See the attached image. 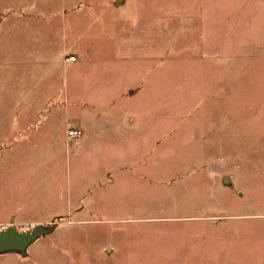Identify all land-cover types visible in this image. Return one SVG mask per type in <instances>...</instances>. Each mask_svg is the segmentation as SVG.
<instances>
[{"label":"rangeland","instance_id":"obj_1","mask_svg":"<svg viewBox=\"0 0 264 264\" xmlns=\"http://www.w3.org/2000/svg\"><path fill=\"white\" fill-rule=\"evenodd\" d=\"M136 1L152 19L141 24L144 51L155 54L65 65L75 53L71 0H0V154L64 145L60 130L75 121L94 130L86 119L99 113L103 130L127 123L129 99H110L133 81L144 159L139 180L128 174L121 185L126 198L104 201L125 221L110 231L62 226L66 217L43 224L27 256L0 264H90L91 248L101 254L95 264H264V0ZM94 81L107 94L100 110L77 101L79 85L88 93ZM60 153L66 197L65 146Z\"/></svg>","mask_w":264,"mask_h":264},{"label":"crops","instance_id":"obj_2","mask_svg":"<svg viewBox=\"0 0 264 264\" xmlns=\"http://www.w3.org/2000/svg\"><path fill=\"white\" fill-rule=\"evenodd\" d=\"M141 5L136 0H71L65 3L64 6L69 11L70 32L75 51L72 55L76 62L64 60V64L78 63L79 57L80 62H96L88 56H102L97 61L102 63L105 55L155 54V51H144V46L149 49V45L141 42V35H144L141 24L144 21L147 24L152 22L151 18L144 16ZM26 6L28 7L27 4ZM149 14L151 16L152 10ZM142 82L143 78L141 86ZM135 83L132 81L130 85H126V88H130L126 96L119 89L113 93V99H110V103L129 99L130 102L122 104L130 103L129 107H122L129 117L127 123L120 122L110 130H103L106 122L101 115L103 113H99L97 119H86V122L91 121L94 130H89L77 121L69 124L73 127H69L70 129L82 132L81 139H68L67 130H60L65 136L64 145H12L0 154V224L12 221L48 224L66 217V220H62V226L83 228L102 225L101 229L110 231L109 225L112 222L120 223L126 220L119 218V208L113 212H106L102 208L105 200L126 198L127 190L121 185L128 174L131 183L138 181L136 168L141 164L143 166V153L142 158L137 159V152L139 157L143 152L142 130L133 127L135 124L131 119L134 107L132 98L138 97L137 90L132 89L136 88L132 85ZM98 85L94 81L88 93L82 91V84L79 85L77 101L86 104L87 109L100 110L97 106L106 102L107 94ZM105 112L106 119L107 109ZM129 132H134L135 135L132 137L128 135ZM137 134H140V143ZM63 146L67 150L66 160L69 162L71 174L66 197L63 196V187L59 180L63 166L60 158ZM10 151L22 154H16L14 157L15 154H10ZM117 180L119 181L116 182ZM102 213L113 218L104 217ZM32 246L33 244L28 246L26 254L22 256H27L28 249ZM103 249L106 254L114 252L108 244H105ZM8 255L16 257L21 254L7 253L0 257ZM100 257L99 248H91L86 257L87 263L95 264Z\"/></svg>","mask_w":264,"mask_h":264},{"label":"water","instance_id":"obj_3","mask_svg":"<svg viewBox=\"0 0 264 264\" xmlns=\"http://www.w3.org/2000/svg\"><path fill=\"white\" fill-rule=\"evenodd\" d=\"M43 227L39 225L30 232H21L10 227L0 232V255L7 253L25 255L28 246L33 244L46 232Z\"/></svg>","mask_w":264,"mask_h":264},{"label":"built area","instance_id":"obj_4","mask_svg":"<svg viewBox=\"0 0 264 264\" xmlns=\"http://www.w3.org/2000/svg\"><path fill=\"white\" fill-rule=\"evenodd\" d=\"M65 62H76V58L73 56H70L68 58H65ZM66 136L68 139H81L82 138V132L75 129H67ZM60 223V222H59ZM69 223V222H67ZM58 224V222H52L50 223L51 226H55ZM43 224H36V223H16V222H9L7 224H0V232L6 230L7 228H14L17 231L21 232H30L33 229H35L37 226Z\"/></svg>","mask_w":264,"mask_h":264}]
</instances>
